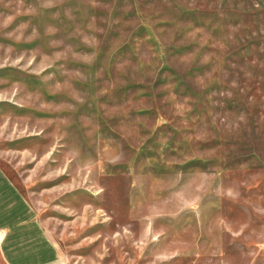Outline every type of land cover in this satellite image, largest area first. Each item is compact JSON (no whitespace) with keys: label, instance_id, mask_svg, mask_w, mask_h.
Segmentation results:
<instances>
[{"label":"rangeland","instance_id":"374dc122","mask_svg":"<svg viewBox=\"0 0 264 264\" xmlns=\"http://www.w3.org/2000/svg\"><path fill=\"white\" fill-rule=\"evenodd\" d=\"M0 170L65 264H264V0H0Z\"/></svg>","mask_w":264,"mask_h":264},{"label":"crops","instance_id":"0c3cea01","mask_svg":"<svg viewBox=\"0 0 264 264\" xmlns=\"http://www.w3.org/2000/svg\"><path fill=\"white\" fill-rule=\"evenodd\" d=\"M14 201L22 202L19 192L0 170V253L5 264H65L31 209L10 208Z\"/></svg>","mask_w":264,"mask_h":264}]
</instances>
